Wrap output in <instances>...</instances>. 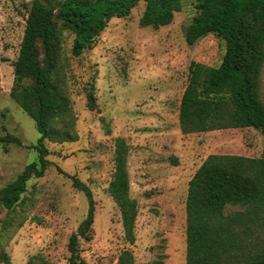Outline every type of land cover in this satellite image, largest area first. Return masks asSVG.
Masks as SVG:
<instances>
[{
	"label": "rangeland",
	"instance_id": "1",
	"mask_svg": "<svg viewBox=\"0 0 264 264\" xmlns=\"http://www.w3.org/2000/svg\"><path fill=\"white\" fill-rule=\"evenodd\" d=\"M31 1L0 0V136L21 142L0 143V188L37 160L35 123L10 97L12 64ZM145 5L110 20L93 49L80 57L70 55L74 37L62 33V74L77 136L73 142L46 141L51 164L44 176L27 183L12 210L0 206V252L10 264H68L69 237L88 211L71 177L90 188L95 203L92 238L78 247L86 264H116L123 250L131 251L134 264H185V203L194 173L212 154L262 155L264 135L253 128L181 133L179 104L189 65L219 66L225 45L211 34L186 44L184 31L195 15L189 1L170 25L159 28L139 25ZM90 91L92 110L86 106ZM259 96L264 104V64ZM117 138L126 143L129 195L138 208L134 244L125 241L107 190ZM232 211L237 208L226 209Z\"/></svg>",
	"mask_w": 264,
	"mask_h": 264
},
{
	"label": "trees",
	"instance_id": "2",
	"mask_svg": "<svg viewBox=\"0 0 264 264\" xmlns=\"http://www.w3.org/2000/svg\"><path fill=\"white\" fill-rule=\"evenodd\" d=\"M189 1L195 15L184 31L187 45L207 35L225 45L221 63L208 67L192 61L179 104L182 134L253 128L264 135V104L259 96L264 64V0H32L25 18L19 52L13 62L11 99L35 123L37 160L29 163L9 184L0 188V206L12 210L33 178L44 176L51 164L45 142L76 140L74 115L62 69L63 35H72L70 55L80 57L95 46L110 20L127 17L140 2L145 9L141 27H165ZM92 91L86 106L95 108ZM0 143L20 145L12 135ZM125 140H115L113 173L108 192L120 213L124 239L134 244L137 204L129 195ZM83 193L88 211L67 244L68 264H86L79 254L80 240L92 238L95 203L90 188L71 177ZM228 207L237 211L226 213ZM185 264H264V149L258 158L209 155L188 183ZM0 264H10L0 252ZM116 264H134L123 250Z\"/></svg>",
	"mask_w": 264,
	"mask_h": 264
}]
</instances>
